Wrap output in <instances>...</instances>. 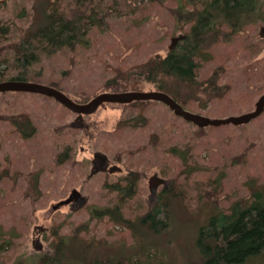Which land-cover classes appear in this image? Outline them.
Listing matches in <instances>:
<instances>
[{"label":"rangeland","instance_id":"1","mask_svg":"<svg viewBox=\"0 0 264 264\" xmlns=\"http://www.w3.org/2000/svg\"><path fill=\"white\" fill-rule=\"evenodd\" d=\"M30 3L7 0L0 5V19L11 22L23 8L29 11ZM176 7L174 0H168L146 6L133 16L108 19V29L93 30L90 46L45 64L44 78L59 82L77 101L111 91L106 83L116 71L165 56L171 39L185 33L177 28ZM19 20L24 25L29 18ZM262 26L264 20L256 18L231 42L213 46V56L202 63L199 78L218 73L219 84L228 89L212 97L199 93L194 101L183 102L185 109L210 119L255 109L264 94ZM64 69L69 72L64 74ZM151 90V84L141 89ZM76 117L42 94L0 93V264H40L41 258L49 256L64 263L65 244L74 242L77 251L90 246L91 257L112 258L115 263L125 256L133 264H198L202 252L198 240L201 229L211 224L209 217L249 200L254 181L264 185V113L240 126L200 127L175 115L162 102H151L133 106L104 103L86 115L85 129L70 125ZM25 120L31 123L23 125L25 131L33 132L27 138L8 124L27 123ZM174 148L185 157L173 152ZM96 152L108 156L121 171L88 179L92 170L89 159ZM62 153L68 154L66 162L59 159ZM133 173L139 181L137 185L131 182L133 192L126 203L130 207L121 209L123 215L131 222L138 220L158 207L159 197L169 193L167 227L159 233L140 231L135 224L132 228L129 223L116 225L109 215L98 220L90 217L93 207L115 212V187L129 188L126 185ZM154 174L167 185L151 193L148 181ZM73 189L88 197V202L53 210ZM81 227L84 241L59 238ZM244 264H264V256Z\"/></svg>","mask_w":264,"mask_h":264},{"label":"trees","instance_id":"2","mask_svg":"<svg viewBox=\"0 0 264 264\" xmlns=\"http://www.w3.org/2000/svg\"><path fill=\"white\" fill-rule=\"evenodd\" d=\"M165 1L168 0H31L30 12L23 8L11 22L0 19V82H35L64 92L59 82L44 78L45 64L54 61L56 57L75 55L79 47L90 46L91 33L95 29H108V19L114 16H133L146 6L163 4ZM174 1L177 5L173 10L177 28L185 31V38L174 50H168L165 56L157 55L143 63L132 65L127 70L121 68L116 71V75L106 83V89L111 91L105 92L141 91L145 84H151L154 90L168 93L184 107V101H194L199 93H208L212 97L215 92H218V96L221 90L223 95L224 89H228L219 84L218 73L201 80L199 69L203 62L213 56V46L231 42L244 30L246 24L256 18L264 20V1ZM5 3L7 0H3L0 5ZM19 17L29 18L28 23L21 25ZM68 72V69L63 70L64 74ZM95 96L84 97L82 101L69 97L78 103H87ZM151 102L155 101H135L126 105H145ZM32 133L25 135L30 137L33 136ZM173 152L185 157L177 148ZM67 156V153H62L59 159L66 162ZM136 175L133 173L131 181L128 180L126 186L129 188L122 191L115 187L118 193L115 212L109 209L104 212L99 207H93L92 210L89 209L92 220L109 215V221L116 225L129 223L128 226L132 228L135 224L140 231L146 229L148 233H159L166 229L168 215L165 208L171 201L169 193L164 192L166 195L160 197L158 207L138 220L131 222L123 215L121 209L130 207L126 203L133 192L132 183L137 185L139 181ZM250 191L249 200L238 201L229 211L214 212L209 217L212 218L211 224L201 229L198 240L202 250L198 264H244L252 257L264 256V185L254 181L250 185ZM81 230L82 227L72 235L59 238L79 241ZM74 243L65 244L66 250L59 244L61 248L58 251H65L61 257L64 263H60L61 259L49 256L41 258L40 264H133L125 256L118 259L117 263L112 258L102 260L99 255L91 257L90 246L77 251ZM57 244L54 243V247Z\"/></svg>","mask_w":264,"mask_h":264},{"label":"water","instance_id":"3","mask_svg":"<svg viewBox=\"0 0 264 264\" xmlns=\"http://www.w3.org/2000/svg\"><path fill=\"white\" fill-rule=\"evenodd\" d=\"M3 0H0L2 3ZM260 37H264V26L260 29ZM185 38V35H179L171 39V44L168 47L170 51L174 50L178 43ZM160 57V56H159ZM1 92H34L42 94L51 98H54L61 105L66 107L68 110L77 114V119L73 122L74 127L82 128L84 126V116L91 115L97 111V109L104 103H115V104H130L135 101H157L162 102L167 105L175 115L182 117L184 120L189 121L200 127L207 126H220L221 124H233L235 126H240L243 124L250 123L252 120L258 118L264 112V94L259 97L255 104V109L238 115L230 116L223 119H210L198 113H193L185 109L179 102H177L168 93L151 90V91H123V92H104L96 95L87 103H78L64 92L51 87L49 85L27 82V81H3L0 82V93ZM84 151V149H82ZM86 151V149H85ZM108 157L101 153L96 152L92 159V170L90 177L107 170L106 160ZM116 167L109 169V172H114ZM165 180L160 178L157 174H154L149 179V189L153 193L157 188L164 184ZM80 201L82 205L88 202V197L82 195L78 189H73L70 196L60 201L53 207V210L59 209L61 206L68 205L72 201Z\"/></svg>","mask_w":264,"mask_h":264},{"label":"flooded vegetation","instance_id":"4","mask_svg":"<svg viewBox=\"0 0 264 264\" xmlns=\"http://www.w3.org/2000/svg\"><path fill=\"white\" fill-rule=\"evenodd\" d=\"M84 117H86V115L84 116ZM76 120V119H75ZM75 120L73 121V122H75ZM73 122L70 124L72 127H74L73 126ZM8 124L9 125H13V126H15V128L18 130L17 132L19 133V135L21 136V137H23V138H27L26 137V135H25V133L27 134V132L25 131V129H24V126L25 127H27L26 125H31V123H24V122H8ZM24 125V126H23ZM85 125H87L85 122H84V125H82V126H84V127H82V128H80V129H85ZM74 128H76V127H74ZM95 154V153H94ZM108 157V156H107ZM92 159H93V156H92V158L91 159H89L90 161H91V164H92ZM106 167H107V170L106 171H104V172H100V173H108V174H110V175H113V174H116L117 172H119L121 169L119 168V167H117V166H113L111 163H110V160H109V158L106 160ZM112 167H116V170L114 171V172H109V169L110 168H112ZM93 177V176H92ZM91 177H90V175H89V178L88 179H90ZM148 185H149V181H148ZM166 185H167V183H166V180H165V183L164 184H162V185H160L158 188H157V190L155 191V192H153V193H156L157 191H158V189L161 187V186H164V187H166ZM118 188V187H117ZM152 193V192H151ZM160 198V197H159ZM159 201H158V204H159V202H160V199H158ZM80 203V204H79ZM76 204H78L79 206H83L82 204H81V202L80 201H72L70 204H68V205H71V207L72 208H75V206H76ZM66 206V205H65ZM153 211V210H152Z\"/></svg>","mask_w":264,"mask_h":264},{"label":"bare ground","instance_id":"5","mask_svg":"<svg viewBox=\"0 0 264 264\" xmlns=\"http://www.w3.org/2000/svg\"><path fill=\"white\" fill-rule=\"evenodd\" d=\"M121 171V170H120Z\"/></svg>","mask_w":264,"mask_h":264}]
</instances>
